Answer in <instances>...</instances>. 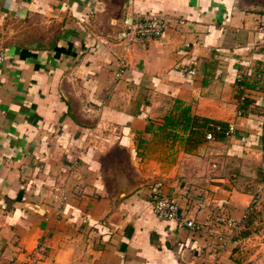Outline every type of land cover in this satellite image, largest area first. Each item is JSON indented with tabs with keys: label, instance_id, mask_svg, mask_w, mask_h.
Wrapping results in <instances>:
<instances>
[{
	"label": "crops",
	"instance_id": "0c3cea01",
	"mask_svg": "<svg viewBox=\"0 0 264 264\" xmlns=\"http://www.w3.org/2000/svg\"><path fill=\"white\" fill-rule=\"evenodd\" d=\"M0 51V264L258 259L263 230L237 232L264 227V0H0Z\"/></svg>",
	"mask_w": 264,
	"mask_h": 264
},
{
	"label": "built area",
	"instance_id": "2783aa9c",
	"mask_svg": "<svg viewBox=\"0 0 264 264\" xmlns=\"http://www.w3.org/2000/svg\"><path fill=\"white\" fill-rule=\"evenodd\" d=\"M167 27V19L160 14L150 15L141 19L137 23L131 25V31L134 36L144 39H152L163 34ZM4 54L0 51V65L3 63ZM188 74H193L194 70H187ZM256 78L264 81V74L257 72ZM207 139H212L211 132L206 134ZM149 200L152 205V210L156 216L162 219L175 220L181 225H186L192 230H201V226L196 224L192 219H184L180 213V206L174 197L165 195L158 186L151 187ZM218 221L225 227L236 229L240 226V222L230 215H220ZM20 264V263H7ZM28 264V263H26Z\"/></svg>",
	"mask_w": 264,
	"mask_h": 264
},
{
	"label": "rangeland",
	"instance_id": "374dc122",
	"mask_svg": "<svg viewBox=\"0 0 264 264\" xmlns=\"http://www.w3.org/2000/svg\"><path fill=\"white\" fill-rule=\"evenodd\" d=\"M242 166H244V168L249 170V171H253V172L255 171L256 175H258V173H259V165L256 164V163H252V162H244L243 163L242 161H240L239 168L242 167ZM260 168L262 170L264 169L263 167H260ZM254 178H255V176L251 177V179H254ZM243 181H245V184L247 185L248 184L247 182L249 180H247L245 178ZM259 181L260 182L257 184L256 181L253 180V189H257L258 190L257 194H260L264 190V179H260ZM261 230L264 231V227L263 226L258 228L257 225H254V224L252 226L248 225V226H246L244 228L243 227L240 228L239 231L237 232V235L249 234V233H251V231H253L254 233L259 234L260 233L259 231H261ZM263 231H262V233H264ZM262 233H260V240L264 243V236H262ZM261 241H259V242H261ZM263 243L262 244H259V243L257 244L256 243L255 245L251 244V246H255L258 250L260 249V253L258 254V259L256 258L254 261L253 260L249 261V264H253L254 262L256 263L259 260H261L260 264H264V248L261 249V245H264ZM256 248H255L254 252L257 251ZM243 251H245V250L243 249ZM246 256H249V255H246Z\"/></svg>",
	"mask_w": 264,
	"mask_h": 264
},
{
	"label": "trees",
	"instance_id": "16d2710c",
	"mask_svg": "<svg viewBox=\"0 0 264 264\" xmlns=\"http://www.w3.org/2000/svg\"><path fill=\"white\" fill-rule=\"evenodd\" d=\"M188 112H189V108H187V107L183 108L181 115L184 117V121H185V124L183 125V128L186 130V129H188V127H190V124H191V130H190L191 133H198L197 130H193V127L196 124H197V126H203V125H205V123H210L211 122V120H209L207 118H202V121H200V123H199L198 122L199 119L188 115ZM208 129H211L212 132H213L215 127L213 125H210V126H208Z\"/></svg>",
	"mask_w": 264,
	"mask_h": 264
}]
</instances>
